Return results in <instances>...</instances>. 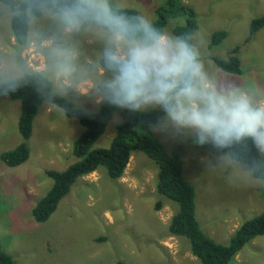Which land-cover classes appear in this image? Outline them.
Returning a JSON list of instances; mask_svg holds the SVG:
<instances>
[{
  "label": "rangeland",
  "instance_id": "obj_1",
  "mask_svg": "<svg viewBox=\"0 0 264 264\" xmlns=\"http://www.w3.org/2000/svg\"><path fill=\"white\" fill-rule=\"evenodd\" d=\"M109 1L136 9L150 23L165 0ZM177 1L196 13L192 46L209 77L222 82L226 78L235 85L234 93H246L254 103L264 104V27L244 42L251 20L264 12V0ZM167 15L163 33L175 37L172 29L184 24V16ZM10 16V8L0 2V81L27 71L41 72L54 91L76 108L95 111L104 98L97 83L106 84L114 76L99 66L111 35L82 22L69 30L62 14L45 11L40 17L29 15L28 41L20 48L12 36ZM217 30H225L227 35L220 45L209 47L211 33ZM237 45L242 72L226 74L212 58H225ZM19 114L20 101L0 98V152L22 141L17 130ZM120 121L115 114L93 148H107ZM152 130L167 152L181 157L183 175L195 187L196 219L208 237L226 244L239 225L264 211V181L253 179L246 167L207 152L194 130L175 128L166 115ZM82 131L76 119L43 103L27 140V161L17 167L0 162L1 249L15 264H116L118 260L200 264L191 255L187 239L168 233L177 206L156 192L157 165L139 151L132 153L120 178L110 179L106 169L99 167L77 179L47 221L33 219L32 208L52 185L45 171H62L76 161L72 145ZM260 149L264 155V147ZM230 264H264V235L239 250Z\"/></svg>",
  "mask_w": 264,
  "mask_h": 264
},
{
  "label": "trees",
  "instance_id": "obj_2",
  "mask_svg": "<svg viewBox=\"0 0 264 264\" xmlns=\"http://www.w3.org/2000/svg\"><path fill=\"white\" fill-rule=\"evenodd\" d=\"M11 10L10 29L17 46H26L28 41L29 15L40 17L45 11L62 14L73 4L85 3L86 0H0ZM114 14L122 15L133 22L141 17L136 9L120 7L114 1L108 2ZM167 13H181L184 24L172 29L175 37H182L192 45V38L197 30L196 13L190 7L177 0H165L155 9L156 18L150 24L164 32L169 21ZM82 23L91 24L110 34L107 27L95 22L93 17L81 18ZM264 27V12L251 20L248 35L244 42H249ZM111 35V34H110ZM227 31L217 30L211 33L209 47L220 45ZM240 46H235L225 58H212L213 63L222 72L240 75L241 62L237 55ZM99 66L106 73L104 55L99 59ZM11 85H14L12 87ZM105 83H97V89L104 95L92 112L75 107L66 97L53 89L50 79L41 72L27 71L15 79L0 81V98L20 101V114L17 130L22 141L11 150L0 152V162L6 167H17L29 158L27 140L33 131V121L43 103L60 108L69 118L77 120L83 131L73 142L72 155L76 161L62 171L46 170L52 185L32 208V217L37 223H43L55 212L59 202L70 192L73 184L80 177L90 174L99 167L106 169L110 179L120 178L127 167L133 152L144 153L157 165L156 192L176 204L177 209L168 223L171 236L187 239L191 255L200 264H230L234 256L256 237L264 235V211L244 221L229 237L226 244L211 239L201 231L195 215V187L183 175V163L177 153L167 152L162 143L153 136L152 128L166 114L162 107L129 112L114 106L101 90ZM117 114L121 121L117 123L115 135L107 148H93V144L104 133L106 126ZM203 148L217 157H226L234 163L246 167L255 180L264 181V155L252 139L243 138L225 147H217L211 142L202 144ZM160 207V203L157 204ZM0 264H15L13 258L0 247ZM116 264H129L118 260Z\"/></svg>",
  "mask_w": 264,
  "mask_h": 264
},
{
  "label": "clouds",
  "instance_id": "obj_3",
  "mask_svg": "<svg viewBox=\"0 0 264 264\" xmlns=\"http://www.w3.org/2000/svg\"><path fill=\"white\" fill-rule=\"evenodd\" d=\"M90 16L111 34L104 63L114 76L101 89L110 103L129 112L159 105L168 122L194 130L200 144L225 147L250 138L264 147V104L234 93L226 78L213 81L184 38L168 36L142 18L133 22L114 14L106 0L73 4L61 18L74 30Z\"/></svg>",
  "mask_w": 264,
  "mask_h": 264
}]
</instances>
